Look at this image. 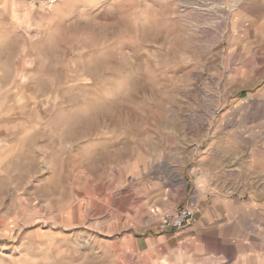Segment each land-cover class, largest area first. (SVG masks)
Here are the masks:
<instances>
[{
    "label": "rangeland",
    "instance_id": "obj_1",
    "mask_svg": "<svg viewBox=\"0 0 264 264\" xmlns=\"http://www.w3.org/2000/svg\"><path fill=\"white\" fill-rule=\"evenodd\" d=\"M217 197L264 206V0H0V264H188L135 236Z\"/></svg>",
    "mask_w": 264,
    "mask_h": 264
},
{
    "label": "crops",
    "instance_id": "obj_2",
    "mask_svg": "<svg viewBox=\"0 0 264 264\" xmlns=\"http://www.w3.org/2000/svg\"><path fill=\"white\" fill-rule=\"evenodd\" d=\"M229 201L221 197L200 199L193 218L183 228L155 229L135 236L133 251L152 253L163 245L167 260L174 261L180 255L182 263L264 264V206L261 214H255L253 206L247 208Z\"/></svg>",
    "mask_w": 264,
    "mask_h": 264
},
{
    "label": "built area",
    "instance_id": "obj_3",
    "mask_svg": "<svg viewBox=\"0 0 264 264\" xmlns=\"http://www.w3.org/2000/svg\"><path fill=\"white\" fill-rule=\"evenodd\" d=\"M61 0H29V3L36 9H51ZM195 209L192 206H174L164 211L158 221L159 230H179L183 228L194 216Z\"/></svg>",
    "mask_w": 264,
    "mask_h": 264
}]
</instances>
